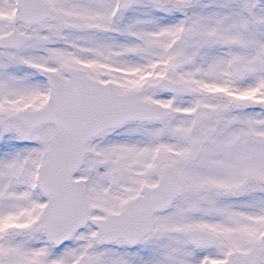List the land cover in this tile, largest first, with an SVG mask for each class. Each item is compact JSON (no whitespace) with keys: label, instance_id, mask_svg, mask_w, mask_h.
<instances>
[{"label":"snow or ice","instance_id":"6c2138e0","mask_svg":"<svg viewBox=\"0 0 264 264\" xmlns=\"http://www.w3.org/2000/svg\"><path fill=\"white\" fill-rule=\"evenodd\" d=\"M0 264H264V0H0Z\"/></svg>","mask_w":264,"mask_h":264}]
</instances>
